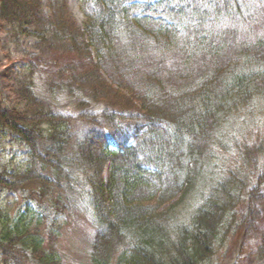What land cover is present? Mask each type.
I'll return each instance as SVG.
<instances>
[{
	"label": "trees",
	"instance_id": "obj_1",
	"mask_svg": "<svg viewBox=\"0 0 264 264\" xmlns=\"http://www.w3.org/2000/svg\"><path fill=\"white\" fill-rule=\"evenodd\" d=\"M79 8L0 0L34 50L0 97V264H211L234 234L264 264V0Z\"/></svg>",
	"mask_w": 264,
	"mask_h": 264
},
{
	"label": "rangeland",
	"instance_id": "obj_2",
	"mask_svg": "<svg viewBox=\"0 0 264 264\" xmlns=\"http://www.w3.org/2000/svg\"><path fill=\"white\" fill-rule=\"evenodd\" d=\"M67 5L76 23L82 27L85 22V18L79 8V0H67ZM30 52H34L32 41L30 39L20 38L17 40L14 37H8L7 33L0 27V97L6 103L11 102V98L9 96V87L13 84L12 79L15 78L16 73L25 60L27 53ZM11 152H17V154H19L16 149H12L11 142L6 140L5 150L3 151L4 154L0 155V159H9ZM11 165L13 166V163H11ZM13 198V193L0 192V202L8 201ZM18 206L19 205L14 204L12 210L17 209ZM49 218H52L51 214ZM48 222L49 220L47 223ZM240 237V234L228 235L227 238L229 241L224 242L223 247L217 253L211 264H234L238 254V248L241 240ZM64 244L65 246L72 247V245L69 244L67 240L64 241ZM72 251L75 252L76 248L73 247ZM250 256L251 254L245 249V253L242 254V256L239 257L237 261L238 264H256L254 259ZM257 264L260 263L258 262Z\"/></svg>",
	"mask_w": 264,
	"mask_h": 264
}]
</instances>
